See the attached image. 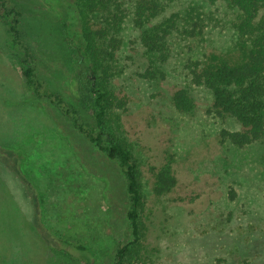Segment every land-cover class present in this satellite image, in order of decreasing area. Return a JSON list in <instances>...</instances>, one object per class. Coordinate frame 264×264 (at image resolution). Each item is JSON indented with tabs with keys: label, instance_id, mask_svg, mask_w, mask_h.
Segmentation results:
<instances>
[{
	"label": "rangeland",
	"instance_id": "obj_1",
	"mask_svg": "<svg viewBox=\"0 0 264 264\" xmlns=\"http://www.w3.org/2000/svg\"><path fill=\"white\" fill-rule=\"evenodd\" d=\"M133 1L125 0L130 14ZM10 3L21 12V35L46 90L74 103L83 120L97 126L95 96L85 94L90 102L83 100L80 66L58 27L59 17L67 15L80 32L79 5L75 0ZM175 13L170 55L158 61L160 71L147 72L149 56L129 16L117 60L95 78L120 100L121 106L106 113L107 124L131 144L140 163L145 235L133 264H264V142H232L230 133L240 125L216 116L210 90L193 81L195 66L209 54L238 55L236 12L220 0H181L150 26ZM22 53L0 14V149L13 150L18 160L17 173L0 158V264H85L43 242L35 232L36 213L44 235L87 245L95 264H113L118 244L133 239L118 161L89 142L50 100L33 97L22 74ZM181 88L193 99L190 111L173 103ZM169 160L177 183L158 194L154 173ZM29 181L36 188L35 206ZM8 186L13 198L5 194Z\"/></svg>",
	"mask_w": 264,
	"mask_h": 264
},
{
	"label": "trees",
	"instance_id": "obj_2",
	"mask_svg": "<svg viewBox=\"0 0 264 264\" xmlns=\"http://www.w3.org/2000/svg\"><path fill=\"white\" fill-rule=\"evenodd\" d=\"M178 1L181 0H134L130 14L125 0H75L80 7V32L73 28L74 23L70 22L67 15L60 14L58 27L69 48V56L80 66L78 76L83 100L89 101L85 94L95 96L98 107L95 112L98 125L90 126L83 120L80 108L74 103H67L58 93L46 90V81L39 75L34 55L21 35V12L10 0H0V14L7 24V33L13 44L23 51L19 62L22 74L31 86L33 97L47 99L55 104L89 142L107 157L118 161L124 175L130 199L127 216L133 239L118 244L113 264H133L135 256L140 253L141 240L145 235L142 219L145 195L140 163L131 144L125 138L118 137L107 124L106 113H111L115 106H121L120 100L104 83L99 85L95 78L99 72H107L110 64L117 60L115 51L122 49L124 22L129 16L138 32L137 42L143 45L149 56L151 64L147 72L154 74L155 70L160 71L157 63L170 55L169 37L177 23L174 16L179 18V15L175 13L159 23L150 24ZM210 1L214 3L217 0ZM220 1L224 2L227 9L236 12L232 27L236 35L234 47L238 55L228 57L209 54L195 66L193 81L210 90L213 97L212 110L216 116L233 119L240 125V131L230 133L232 142L239 146L256 141L264 142V13L258 17L260 10L264 9V0ZM87 60L89 64L85 66ZM89 72L90 76H87ZM89 78L90 83L86 82ZM172 100L179 110L190 111L194 108L193 99L185 88L178 90ZM8 103L13 105L14 100ZM0 158L10 163L18 173V160L13 150L1 148ZM18 175L22 180L26 179ZM154 175L153 188L158 194L171 191L177 183L170 160ZM29 183V192L35 206L37 200L33 197V192L36 188L30 181ZM6 193L12 196L9 186ZM16 209L18 210V204ZM35 219V232L42 236L43 242L51 243L82 263L95 264L94 254L89 246L76 244L50 233L44 235L41 213H36Z\"/></svg>",
	"mask_w": 264,
	"mask_h": 264
}]
</instances>
